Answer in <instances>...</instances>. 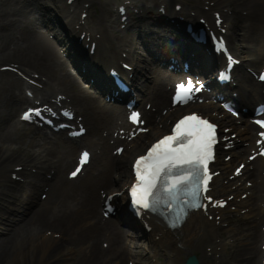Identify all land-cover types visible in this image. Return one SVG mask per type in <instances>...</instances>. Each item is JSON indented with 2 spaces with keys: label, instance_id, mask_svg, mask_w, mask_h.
Wrapping results in <instances>:
<instances>
[{
  "label": "bare ground",
  "instance_id": "obj_1",
  "mask_svg": "<svg viewBox=\"0 0 264 264\" xmlns=\"http://www.w3.org/2000/svg\"><path fill=\"white\" fill-rule=\"evenodd\" d=\"M113 1L115 0H102L99 13L96 15L91 13L89 17L90 22L105 36V41H102L92 38L88 40L87 33L85 36L82 35L83 30L79 27L82 21L76 14L75 5L69 6L64 0H0V201H12L20 205L14 209L4 208L0 213V264H64L69 253L78 250L79 255L76 256L74 264H115L117 261L118 264H123L124 256L128 257L130 254L133 257L146 258L142 253L133 252L135 242L139 241L140 237L130 239L126 233L121 231L119 233L114 228V222L101 220L96 199L97 191L94 196L93 189L95 187L112 189L113 185L109 182L112 183L115 175L122 177L118 187L130 183L133 154L141 150L154 135L163 132L159 131L163 127L153 128L150 132L140 135L136 144H128L131 147L123 150L121 154L124 163L122 167L115 163L113 157L115 173L113 175V169L108 168L109 162L106 161L107 147L104 139L107 134L100 132L99 128L103 125L114 128L115 131L127 128L125 113L121 108L104 103L105 101L95 94L96 91L85 87L82 78L92 80L98 93H102L104 88L122 92L114 88L109 72L111 68H119L118 71L121 73L124 71L120 60L137 62L139 66L144 67L138 70L133 67V71L126 70L123 76L142 98L143 106L151 101V93H145V89L150 91L151 86L156 101L168 110L165 115L159 113V120L168 125L169 120L178 116L180 111L173 109L168 102L167 86L173 80L182 77V74H170L167 67L182 58L189 61L194 73L197 71L210 73L214 66L210 61L213 57L203 49L208 45H200L206 51V55L203 56L186 52V46H192L194 42L191 41L195 39L188 38L182 30V26L185 29L187 23L185 20L190 21L194 29L201 26L194 23L195 19L190 17L191 11L186 7L172 6L171 0L167 3H160L159 0H137L132 8L139 9V12L132 14L131 18L137 20L139 24H131L129 27L133 29L135 37H121L116 18L121 13L119 11V15H115V12H111L114 10L111 5ZM193 1L195 4H202L199 0ZM130 6L131 3L129 9ZM212 10H218L224 18L229 28L230 40L239 58L245 64H250L251 68L263 63L264 0H219ZM197 12L201 13L198 10ZM146 13L157 15V20H167L164 26L171 27L174 22L173 26L179 27L174 37L176 38L173 41L174 46L155 52V40L159 41L157 39L159 35L150 38L147 36L154 31L153 29L158 30L160 27L158 24H151L150 19L154 18L152 15L148 20H142ZM216 15L217 13H214V17ZM143 31L148 33H142ZM47 32L56 33L60 45L58 39L56 43L53 42L54 37H48ZM163 35L166 37L167 32H163ZM140 36L141 41L138 39ZM209 36L212 40L218 41L217 38ZM160 37L163 36L160 34ZM93 41H96L97 46L95 53L91 55L90 47L86 49V46L88 43L91 46ZM139 43H143L144 52L138 50ZM61 51L72 57L73 66L80 75L63 63ZM123 52H126V58L121 57ZM145 55L149 60L147 65H143L144 60H147ZM156 61L158 63H155ZM244 70H246L244 67L239 68L237 83L234 85L242 95L241 99H238L240 105H236L240 109L257 101H264L261 85ZM101 85L104 86L103 89ZM94 86L92 88L96 90ZM28 89L32 95L28 94ZM30 96H34V99ZM119 97L124 99L131 96L123 94ZM222 97L230 101L237 98L227 93ZM59 102L66 103L69 110L75 112L80 120L83 119L88 126L90 140L95 143L92 146L95 160L91 175L81 181L69 179L65 170L75 161V151L79 149V142L65 137L63 131L55 132L50 127H48L51 130L50 134L47 132L49 129L43 131L36 127L35 130V127L18 118L21 109L33 105H38L42 108V114L50 116L52 107ZM197 107L206 112L204 105ZM181 112L183 113L184 109ZM144 115L147 117L148 112L144 111ZM216 119L221 121L220 118ZM249 123L248 127L254 128V125ZM120 138L121 136H118V139ZM116 142L123 143L120 140ZM252 147L256 151L262 149H258L254 144ZM262 167L264 157L259 156L257 162L253 164L254 171H250L251 168L248 170L251 172L250 177L254 178L250 190L256 196L264 192ZM79 196L83 197L84 201L79 200ZM45 197L46 199L42 200ZM71 205H77L78 208ZM20 214L23 216H20L18 222L6 226L7 215L14 219ZM204 219L203 214L194 216L181 229L172 230L165 224L158 226L157 233L146 238L145 244L152 249L158 244L166 252L168 264H184L190 255L203 252L205 256L201 264H261L259 230H255L257 239L253 243L246 242L238 251L228 254L229 249L224 244L221 252L216 249L212 253H207L208 246L215 248L219 247V244L209 236L212 231L217 232V228L206 230L205 223H202ZM46 226L52 227L53 233L60 234L61 241L46 240L42 232ZM165 229H170L167 234ZM108 230L111 240L118 242L120 246L115 253L100 248L98 244L93 247L89 243L90 239L95 243L103 242L105 231ZM69 232L76 236L75 240L68 237ZM87 238L89 255L85 253L86 247L84 248ZM204 238H208L209 241H205ZM248 249L252 250L248 253ZM156 256L159 257V253ZM110 257H116L117 261L112 262Z\"/></svg>",
  "mask_w": 264,
  "mask_h": 264
},
{
  "label": "snow or ice",
  "instance_id": "obj_2",
  "mask_svg": "<svg viewBox=\"0 0 264 264\" xmlns=\"http://www.w3.org/2000/svg\"><path fill=\"white\" fill-rule=\"evenodd\" d=\"M260 78L264 80V75ZM195 91H199V88L191 81L178 85L174 103H188ZM41 115L40 108L29 109L23 119L30 120L33 116ZM131 119L137 121L138 114H133ZM257 124L264 127V120H258ZM259 135L264 138V131ZM217 143V125L209 119L192 113L177 121L171 134L163 136L135 161L137 182L131 193L137 212L141 208L156 212L160 206H164L168 211L176 212L175 219L171 221V226L175 228L187 218L189 209L207 211L209 203L223 206L224 201L213 202L210 195H204L209 191V182L214 175L210 172L209 164L215 158L214 147ZM259 154L264 155V148ZM88 160L89 153L84 152L81 166ZM242 168L244 165L236 170L237 174H240ZM80 171L81 168L77 167L71 176L76 177ZM205 199L209 203H204Z\"/></svg>",
  "mask_w": 264,
  "mask_h": 264
},
{
  "label": "rangeland",
  "instance_id": "obj_3",
  "mask_svg": "<svg viewBox=\"0 0 264 264\" xmlns=\"http://www.w3.org/2000/svg\"><path fill=\"white\" fill-rule=\"evenodd\" d=\"M120 1V0H119ZM173 2H178V1H183V0H172ZM187 3H190V2H192L193 0H185ZM190 1V2H189ZM211 1H215V3H217L218 4V1L219 0H211ZM199 2H201L202 3V7H204V3H205V0H199ZM206 4V3H205ZM200 5V4H199ZM219 6H222V7H224L225 5L224 4H219ZM96 12L98 11L99 12V9H98V6H96ZM259 67H260V65H259ZM258 67V68H259ZM260 69V68H259ZM23 160H27V159H23ZM30 161V159L27 161V162H29ZM10 202H8V201H4V200H2V201H0V206H2L1 208H0V213L3 211V209H4V207H8L9 205H11L12 203H10ZM46 231H48V232H51L52 231V227H48V226H46L44 229H43V235H45V232ZM47 232V233H48ZM46 240H49V238H46V236L44 237ZM41 242V241H40ZM239 244H240V240H236L235 241V243H233V244H231V250L233 251L234 249H236L238 246H239ZM236 246V247H235ZM84 248H85V245H84ZM160 255H162V257H161V259H159V263L158 264H168L166 261H167V256H165V254H160ZM200 257H202L203 256V254H200L199 255ZM139 261H140V259H139Z\"/></svg>",
  "mask_w": 264,
  "mask_h": 264
},
{
  "label": "water",
  "instance_id": "obj_4",
  "mask_svg": "<svg viewBox=\"0 0 264 264\" xmlns=\"http://www.w3.org/2000/svg\"><path fill=\"white\" fill-rule=\"evenodd\" d=\"M186 264H199V262L196 257H191L188 259Z\"/></svg>",
  "mask_w": 264,
  "mask_h": 264
}]
</instances>
